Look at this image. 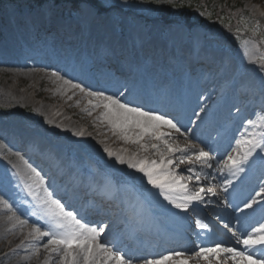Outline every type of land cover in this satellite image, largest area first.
Returning a JSON list of instances; mask_svg holds the SVG:
<instances>
[{
  "label": "rangeland",
  "instance_id": "374dc122",
  "mask_svg": "<svg viewBox=\"0 0 264 264\" xmlns=\"http://www.w3.org/2000/svg\"><path fill=\"white\" fill-rule=\"evenodd\" d=\"M105 2V0H103ZM233 3H237L238 1H244V0H230ZM108 3H110L111 6L106 11H100L97 7L93 6L92 4L85 2L80 5V7L77 10H72L70 5H50V9L48 8H38L35 7L36 4H33L32 2L28 0H1L0 1V62L7 63L10 61V53L16 52V54L19 56V63H21L22 68L29 69V67H34L35 69H42V66H34L35 60H41L40 62L45 66H47L48 69H50L52 72L55 71L58 67H60L59 62L51 63L49 61H46L43 59V56L40 55V53H44L48 47L45 49L41 48V45L45 42V37L40 41V47L36 50L33 48L34 43L32 42L34 35L31 36V29L29 26H25L22 22L24 19H28L29 15L35 20L34 26L32 27L33 31L35 32L38 28L42 27L43 22L40 20L39 17V11L45 10L48 12L49 15L52 16V21L61 24V20L64 19V17L67 14H72L75 16V18L79 17H86L84 16V12H91L93 22L90 26L94 27L93 33V41L97 38V40L102 39L104 37V33H107L106 35H111L113 39H116L117 34L119 32H124L126 36L131 35V32H137L140 28L142 29V35L147 38L149 36V40L152 41L151 44H153V48L155 44L160 43L159 40H165L170 41V39L167 36V32H169L173 28L179 29V34L177 38H175L174 45L178 46L182 43V40L185 38V43H189V48L186 50L188 52H192V48L194 49V43L197 39L201 40V42L204 44L205 48L208 49L211 53H218L217 50H222L221 53L226 55V58L235 57L238 59V65L234 68L233 76L230 78L224 77L222 81H219L217 83H221L216 86H210L208 84L206 87H200V83H193L197 82L199 79L198 75L191 74L193 71L198 72L200 71V66L196 67L194 63H189L187 60L186 55L179 59L176 63L173 58L174 65L171 67V69L167 72L169 76L171 75L170 83H168L165 87V90L163 91V94H161V97L168 96L170 98H173L172 95H170L172 90L173 82H177L176 77L178 76L179 79H181V82L186 83V92L189 95V101H191V104L188 105L185 101H181L183 106L192 107L196 101L203 102L206 101V104H203L202 107L205 108L206 113H214V110L216 109V105L219 107L222 103V108L226 109L227 112L224 113L222 117L229 116L231 113L237 111L239 108L238 104L231 105L230 103L236 100V102L243 107V112H240L241 110L238 109L239 112H237L238 117L241 115L240 118L245 117L246 110L245 105H250L251 103L255 102V98L253 97L251 101H248V97H243L242 93L245 94V91L250 87L248 79L242 83V80H238L236 77L243 72V74H246L248 71H255L260 74V79L262 81L261 84H263L264 87V74H262V70L260 69V60L259 58L263 56L262 48L259 44V40L256 36H259V33L257 32V26L258 23L255 21V18L257 17H264V0H260L258 2H254V0H248L246 2V9L249 11L248 16H245L240 23L243 35H245V39L242 41L241 47L236 50L235 48L231 47L229 44L225 43V41L222 39L223 34L221 31L220 25H217L216 23H213L211 21V15L208 13H205L203 10L199 8H195L194 13L191 15L192 20H190L191 23L195 24V27L190 32L188 31V27L186 25L185 18H181V13L186 12L179 11L178 7H181L183 4L185 5V2H178L177 0H162L161 3H157V0H127L126 6L121 2V0H107ZM35 5L34 7L32 6ZM91 5V7L89 6ZM171 5V6H170ZM187 6H191V3H186ZM262 6V11H255V9L258 10L260 6ZM164 7L166 8L164 10ZM43 9V10H42ZM162 11L176 14L175 21H172L170 24L169 22L161 18L159 15ZM179 11V12H178ZM137 13H141L143 15L137 16ZM87 21H89L87 19ZM49 25V24H47ZM154 28V33H152V29ZM162 29H165L163 32ZM87 30V29H86ZM87 32V31H86ZM52 34V33H51ZM42 35H46V32L42 33ZM55 35V34H54ZM170 35V33H168ZM39 38L42 36L38 35ZM155 38H152L154 37ZM65 40L62 41L60 39V36L57 35V37L53 38V42L51 43V53H55L57 55L66 56L67 49L70 46L76 45L75 50L80 49L79 45L72 42L70 40V35H67L66 37H63ZM173 39V38H171ZM105 41L104 39H102ZM110 41V40H109ZM74 43V44H73ZM112 43V40H111ZM247 44H249L254 53L251 56L250 60L248 62H241V56L245 53L244 50L245 47L247 48ZM193 46V47H191ZM157 48V47H156ZM166 48V47H165ZM186 48V47H185ZM196 48V46H195ZM202 46L200 47V49ZM31 49H34V53L31 52V54H28V51ZM150 50V49H148ZM88 50H82L83 61L81 63L80 72L82 74L86 75V79L89 82H92L93 79H98L101 83L102 76L99 74L97 77L92 78L95 76V72L92 68L88 67V64L92 62V60H95V53L90 55L87 52ZM156 51V50H155ZM118 54H122V50L118 51ZM28 54V57H27ZM156 54H158L156 52ZM86 55V56H85ZM115 55V54H114ZM113 55V48L109 50V53L107 54L108 57H114ZM136 55V53H135ZM228 55V56H227ZM134 54H132L131 57H133ZM160 59L157 61L156 65L154 67L147 66L143 67V72H141L140 76L137 78L135 75V71L137 72L138 67H141L140 61H136V63H133L132 66H128L125 70L128 72L130 69H132V73L128 77H124L123 82L129 83V86L131 87L135 83H138L134 91H141L142 86L146 88H153L158 86V84L164 80L163 73L166 72V69L164 67L165 63L163 62L164 59L163 56H167V51L164 50V47L161 49L160 52ZM136 57V56H135ZM115 58V57H114ZM179 58V57H178ZM177 59V57H176ZM128 58H121V62H126ZM255 61V62H252ZM150 63V62H147ZM202 66V64H201ZM44 67V66H43ZM46 68V67H45ZM230 68V67H229ZM182 71L179 75L176 76L177 71ZM126 72V73H127ZM159 73V78H153V76L156 73ZM79 73V72H78ZM114 73H116L114 71ZM208 74V72H206ZM33 77L29 76L26 72L17 74L14 70L7 69L2 70L0 72V83H3L2 87H7L11 89H17L18 92H23L27 90V93H32L34 90L39 89L40 82L47 83L44 84L42 87H44L45 91L43 94L36 96L34 98L33 103L29 104V102H19L17 100L13 99H7L0 95V109H6V110H28L29 112H26L24 114H18V115H3L0 113V191L4 193L9 202L17 201V203L20 204L21 207L25 206L26 209L30 210L31 212L36 211L34 208V204H32L31 197H29L23 187L22 182L20 179L15 175L14 171L12 170V166L14 165V158H8L9 155H13L14 153H18L15 149V146L19 147L20 143L24 139L26 140L27 134H17V132L13 129L11 125H18L20 128L24 130H28L29 127L32 129H35L37 131H41L51 137L55 143L59 145V152L53 151L50 148H47L46 152L49 153L50 156L54 158V162L58 163L62 161L63 158L67 159L68 164H72L74 168L79 167L81 170L85 171H91L89 173L83 174L84 177L86 176H98L103 173H106L105 170L109 172H113L110 174H115L120 182L125 183L123 185L122 189L116 188L115 186L113 189L116 192L125 190V193L129 197H134V195H137L140 193L146 194V198L151 199V192L152 190L150 188L146 189L142 184L138 177H136L133 173V169L126 167H118V166H110L106 160L104 159L102 153H96L92 152L91 155H88L87 157L82 156L80 153L81 150V144L73 142V133L62 129L61 127L54 126L53 124H50L49 115L47 116L45 112H43L41 109H39L36 104L41 103L43 100L49 101L53 96H55V91L52 89H56L57 86L54 84V80L52 76L46 72H41L38 74V76L35 77V79H32ZM206 76L204 74H201V80H205ZM235 80L237 81L235 83ZM180 81V80H179ZM246 83V85H245ZM100 84V83H99ZM175 84V83H174ZM196 84V87H195ZM245 85V86H244ZM259 85V86H260ZM128 86V87H129ZM258 86V87H259ZM123 95L121 97H124L125 91H122ZM204 92H207L205 95H203ZM169 94V95H168ZM177 95V99L180 100V94L175 93ZM160 97V96H159ZM227 103L225 104V102ZM138 103H134V105H137ZM72 102H68L67 106H71ZM192 105V106H191ZM164 106L157 105L155 109L157 108H163ZM235 109V110H234ZM184 114H180V118L183 120V122L177 120V122L182 126L183 124H187L188 131L191 132H199L201 135L200 137H205L207 132L203 133L202 130L199 128V121L197 120L193 115L190 116L189 121L186 119L187 111L185 110L183 112ZM259 117L261 115H264V105L259 104V107L255 110V112ZM186 114V115H185ZM67 118L73 119L71 114L66 115ZM215 119L219 118V115H214ZM249 120V119H248ZM76 123L78 125H81V128H87L88 127V120L83 119L81 116L80 120L76 119ZM236 121L235 118H228V120H225L223 123H219L220 129L224 128L229 131V135L224 137V141L229 140L230 148L228 147V155H234L235 151L237 149V141L241 140L243 138L242 132H240L239 129L242 130L243 125L239 127H233L232 123ZM182 123V124H181ZM95 122V128L98 129L99 126H97ZM212 126V124H211ZM199 128V129H198ZM219 138V141L222 140V137L216 136L211 141L212 144H217L219 141L215 142L216 139ZM194 140V139H193ZM181 147H185L186 145L184 142L178 143ZM194 144H200L197 139L194 140ZM15 145V146H14ZM29 145H32V143L27 142L25 146H23V150L20 152L23 157H25L26 161L31 164L33 167L37 168V170H40L42 175L45 176L46 179L49 181V185L52 189L56 190L55 187L57 184L59 186H62L63 178L60 171L56 168L55 163H52L48 160L47 155L45 154L43 159L37 160L35 156L30 155L28 157L27 153L29 152ZM205 151H208L210 155L213 157V159L210 161V163L213 166H216V155L218 153L219 149L210 148V146L204 147ZM39 150V149H38ZM64 154H67L65 156ZM226 153L222 154L218 159L222 160L225 158ZM84 157V158H82ZM29 158L33 161L32 163L29 162ZM61 160V161H60ZM76 160L79 162L77 164ZM227 158L222 161L223 165L226 162ZM256 160V159H255ZM218 162V161H217ZM262 161L258 159L254 164L251 165L249 169H260L261 167H264V165H261ZM264 164V162H263ZM218 166V165H217ZM190 165L181 164L178 169H188ZM196 171L195 173H188L187 176H192V179L190 181H194L197 175L200 176V180L205 177L204 170L206 169V165H202V163L197 162L195 164ZM207 167V168H212ZM224 167V166H223ZM248 168H246L247 170ZM248 169V172H249ZM245 170V171H246ZM241 174L239 175V177ZM252 176V171L250 170V177ZM247 177V176H246ZM249 177V179H250ZM109 177L106 178V180ZM235 178L233 180L238 182L237 184V191L238 194L241 196H246L245 198H249L250 196L254 195L256 191L259 190L260 186H264V179L260 183L261 185H257L255 187H252L246 191V188L248 186H252V181H249V183L245 186L240 184V178ZM243 178V177H242ZM253 179H255L253 177ZM254 181V180H253ZM112 183V181H109ZM57 183V184H56ZM68 186V183H66ZM207 186V185H205ZM202 186V187H205ZM212 188V187H209ZM213 189H217L219 191V186L215 185ZM61 192H65L66 189L62 188L60 189ZM56 190L55 193L61 192ZM73 191V188H72ZM236 192V191H235ZM66 198L63 200V202L68 203L70 199L67 198V194H70V190L66 193ZM238 196V195H237ZM6 199V198H5ZM67 205V204H66ZM264 211V208L261 207V211ZM0 211H3L1 209ZM2 214H6L4 211ZM40 221H44L39 215H36ZM108 230L110 229L109 224ZM196 225V223H195ZM124 230V228H123ZM106 231V230H105ZM202 244H197L198 246H201ZM156 247V246H154ZM145 251V250H144ZM140 250V252L137 254L139 257H149V251L145 252ZM22 254V253H21ZM20 254V256H21ZM23 254H27V252H23ZM1 255V254H0ZM1 257V256H0ZM153 257V256H152ZM19 257L16 256V260H18ZM13 259H1L0 264H9L11 263Z\"/></svg>",
  "mask_w": 264,
  "mask_h": 264
},
{
  "label": "snow or ice",
  "instance_id": "6c2138e0",
  "mask_svg": "<svg viewBox=\"0 0 264 264\" xmlns=\"http://www.w3.org/2000/svg\"><path fill=\"white\" fill-rule=\"evenodd\" d=\"M121 2L126 6L127 0ZM161 2L162 0H157V3ZM104 6L113 5L105 0ZM259 60L260 69L264 74V56ZM51 75L69 90H79L87 97H91L89 104L93 110L103 109L98 119L106 122L113 134L119 135L127 143L138 145L144 153L154 151L158 159L140 156L139 153L125 155L105 147L104 151L109 157H114L120 165H127L128 168L142 173L147 183L158 189L164 199L174 204L177 209L187 212L193 202L204 200L202 194L205 193V188L190 189L188 181L192 176L185 177L178 174L177 170L180 164H188L190 167L187 171L195 173L197 162L212 167L210 161L213 157L204 147L192 143L181 147L174 139L170 142L173 132L187 139L188 129L182 132V126L166 114L124 102L120 98L123 92L108 95L103 91H91L80 83L66 79L59 71H53ZM201 113L207 115L204 107H200L194 113L197 120H201ZM75 135L83 136L84 133L76 132ZM242 135L243 138L237 141L235 154L228 155L224 165V170L236 178L256 162L254 157L264 161V115L255 120L249 119ZM177 153L181 154L178 161L174 158ZM20 160L26 165L27 171L21 174L18 170L16 175L27 195L35 202L36 211H33L32 215H39L45 221L43 226L33 224L28 232L27 239L30 245L27 246L31 247L28 259L38 257L43 249L47 253L43 264H192L193 261L199 264L201 260L205 264H228V261L232 264H264V222L242 232L236 238L235 246H225L222 242H216L212 246H198L192 252L169 251L153 258L139 257L115 248L106 240L101 242V237L108 228L107 224L93 225L86 222L75 209L66 206L65 202L56 196L55 190L50 187L48 179L40 170L23 157H20ZM195 178L199 184L200 176L197 175ZM232 184L233 179L226 178L224 192H227ZM207 192L213 196L217 195L213 188H208ZM177 193L181 195L177 197ZM223 202L228 203L227 200ZM258 204L264 208V186H260L239 210L252 209ZM0 208L7 214L6 222L11 225L8 228L9 232L22 231L29 224L27 219L17 215V209L3 196H0ZM197 224L202 229L209 228L208 224L200 221H197ZM224 227L228 228V224H224ZM233 235L235 236V232ZM44 238H47L46 242L40 243ZM33 240L36 241L35 244L31 243ZM21 246L27 247L24 241L18 245Z\"/></svg>",
  "mask_w": 264,
  "mask_h": 264
},
{
  "label": "bare ground",
  "instance_id": "6f19581e",
  "mask_svg": "<svg viewBox=\"0 0 264 264\" xmlns=\"http://www.w3.org/2000/svg\"><path fill=\"white\" fill-rule=\"evenodd\" d=\"M261 9H259L258 11L261 12L262 11V6L260 7ZM43 15V14H42ZM87 15L89 16V18L91 19L90 21V25L93 23V19H92V14L91 12H87ZM79 27V26H78ZM94 30L93 26H88L87 32H82L79 36V38L77 39V44L79 45L81 42H83L84 40H86V47H90L92 42V37H93V33L92 31ZM178 29H173L171 31V33L175 36H178ZM154 33V32H153ZM107 33H104V37L106 39H110V37L108 35H106ZM104 38V40H105ZM155 38V36H154ZM196 42H198V39L196 40ZM110 41L108 40L107 43L104 45L106 48H108ZM161 47L165 46V42L161 41L160 43ZM189 43H183L182 44V52H181V57L183 58L186 55V49L189 48ZM126 46L125 41H121L120 43H118L117 47H124ZM132 46H134V43L132 44ZM144 46L148 47L149 46V40L146 41V43L144 44ZM196 46V44H195ZM194 46V48H195ZM186 47V48H185ZM192 47V46H191ZM27 50V49H26ZM81 50V48H80ZM254 51L252 49V47L249 45L247 46V52H245L243 54V59L245 61H249L251 56L253 55ZM125 54H127V52H125ZM68 56H71V58L69 57H62V56H52L51 54H48V58L53 59L54 57H58V58H54L55 60L59 61L61 66L57 69V71L60 72V74L62 76H64L66 79H70L73 81V83H80L82 84V86H84L85 88L91 90V91H103L105 92V94L108 95H115L118 93H121L122 91H125V95L124 97H120L124 102H129L131 103V101L137 100L138 97H142L143 95L140 94H135L134 92V88L137 85V83L134 84V86L132 88H129V83H122L120 82L119 79H114L112 82L113 83H104L103 85L99 86V85H93L92 87L87 86L86 83H82L79 82V77L75 76L76 73L79 72V66L76 64L77 62H81L82 60V54L80 53V51H74V49H70V53ZM156 58H154V57ZM215 59L218 58V63L215 62V65L213 66V69L211 71V73L209 74V76L206 77V80L204 81V83L202 81H200V87H206L208 84H210V86H216L219 85L221 83H217L219 81H222V79L224 77H228L230 78L231 76H233V71L234 68L238 65V60L236 58H223L220 55H214ZM159 57V55L155 56L154 54L152 55V53H147L146 55V61L144 63V67L147 66L149 68V66L154 67V65H156L157 63V58ZM173 56L171 55L170 58L164 60L163 62L165 63L164 67L166 69V72L163 73V77L164 80H162L158 86L156 88H158L156 91L155 90H151V91H146V94H144V97L148 98V99H156L157 96H161L163 90L166 88L165 86L170 82L171 79V75L169 76V74L167 73L171 67L174 65V62L176 63L177 61L173 62V59H171ZM135 59V57L133 58ZM136 60V59H135ZM135 60L133 62H135ZM150 62V63H147ZM152 63L154 65H152ZM35 65H42L39 62H36ZM34 65V66H35ZM230 67V68H229ZM11 69L14 70L17 74L19 73H23L26 72L27 74H29V76L33 77L32 79L34 80L36 76H38V74L41 73V69H35L34 67H29V69H24L21 66V63H19V56L16 54V52H11L10 53V61L7 63L4 62H0V72L2 70H7V69ZM222 69V71L220 72V74L218 75V70ZM46 73L51 75V71L46 70ZM52 76V75H51ZM54 80V84L57 86L56 89H52L55 91V96H53L49 101H45L43 100L41 103L36 104V106L41 109L43 112H45V114L48 116L49 115V120L51 121L50 124H53L54 126L57 127H61L64 130H67L71 133H73V142L79 143L81 144V150L80 153L82 154V156L87 157L88 155H91L92 152H96V153H102L104 159L106 160V162L110 165V166H124L126 167L127 165H120L114 157H109L108 154L104 151L105 147H108L109 149L113 150L114 152L117 153H121V154H125V155H131L134 153H139L140 156H148L151 159H158V156H156V154L154 153V151L149 150V152L144 153L138 145H134L131 143H127L124 140H122L119 135L117 134H113V132L110 129V126L106 123V122H102L101 120H99L98 118L101 116L103 109L102 108H98L93 110L92 109V105L89 104V99H92L91 97H87L85 94L79 92V90H69L66 86H64L62 84L61 81L56 80L54 77H52ZM153 78H159V73L157 72ZM252 78V80H251ZM238 80H242V83H244L247 79L250 81V86L251 89L246 90L245 91V96L248 98H252L253 95L256 93L257 91V86L259 83L258 80V76L256 73L254 72H247L246 74H240L237 77ZM181 81V79H180ZM237 81L235 80V83ZM46 85L47 83H42L40 82L39 84V89L34 90L32 93H27L28 91L25 90L23 92H18V87L17 89H11V88H7V87H2L3 83H0V95L4 98L7 99H13V100H17L19 102H29V104L33 103L34 98L36 96H39L41 94H43V92L45 91L44 87H42L43 85ZM246 85V83H245ZM244 85V86H245ZM129 86V87H128ZM196 87V84H195ZM186 83H176L173 87V91L172 94L175 93H179L181 95V101H187L189 100L188 95H186ZM206 92L203 93V95H205ZM175 100V99H174ZM173 102L175 103V100ZM200 101V100H199ZM248 101H251L250 99H248ZM68 102H72L71 106H67ZM259 104L264 105V90L259 94V96L256 99L255 103H252V110L251 112H246L249 113V117H251V119L255 120L259 117V115H257L256 113H253V108L255 110V107H259ZM176 105L181 109L182 105L180 103L179 100L176 101ZM196 105L198 106L195 111L199 110V107L201 106V102H197ZM152 109V108H151ZM241 109V107L239 108ZM146 110V109H145ZM91 111V115H89V112ZM67 114H71L73 119H69L66 117ZM81 116L83 117V119H87L88 120V127L85 128H81V125H78V123H76V119L80 120ZM233 116V114H232ZM238 121V118L236 119ZM95 122L96 124H98L97 126H99L98 129L95 128ZM243 125L242 127V133L244 134L245 128L247 127V124H241ZM12 126L13 129L17 132V134H27V138L24 142H22V145L25 146L27 144V141H29V143H32V147L34 148H42V149H47L50 148L53 151L59 152V145L57 143H55V141H53V139L51 137H49L48 135H46L45 133L41 132V131H37L35 129H32L29 127L28 130H24L22 128H20L18 125H9ZM183 129H185V127H182V132L184 131ZM220 130H214L212 131V133H210L207 137V139L202 140L200 139V134L199 132H189L188 131V136L187 139L177 133H172V136L170 137V142L171 140H175L176 143H182V142H186V144L188 143H192L193 141L191 140L190 136L194 139L200 140L201 141V145H198L199 147H203L204 145H207L209 143L210 138L214 137ZM76 132H83L84 135L83 136H77L75 135ZM222 132V131H221ZM223 137L226 136L227 133L222 132ZM181 137V138H180ZM23 146H20V148L15 147L16 151L18 153H14L13 155H9L8 158H14L13 162L14 165H16V167L14 168L12 166V170L14 171L15 175L17 173V171L19 170V172L21 174H25L27 169H26V165L23 163V161L20 160V157H23L22 154L20 153V149L23 150ZM212 148L215 149V147L212 146ZM124 150H127L126 152ZM180 153H177L175 155V159H177V161L180 158ZM220 157V154L218 155V157H216V159H218ZM24 160L25 157H23ZM84 158V157H82ZM52 159L54 160V158L52 157ZM52 160V161H53ZM29 162L32 163L31 159L29 158ZM54 162V161H53ZM79 161L76 160L77 164ZM217 163V161H216ZM188 165V164H186ZM216 165H218L219 167H221V164L218 162ZM58 170L60 171V173L62 175H64V177H68L70 178V171H72V165H69L67 162V159H63L61 162H58ZM264 170V168H263ZM178 174L180 175H184L185 173L188 172H183L181 170H177ZM207 173H211V169H207L206 170ZM133 173L136 176H139L142 179V185L145 187H150L152 189L151 192V199L147 200L146 203L147 204H151V201H153V207H152V211H151V207L147 209L144 207L140 208V212L142 214V218L145 217L146 213H149L151 211V216L153 217H160L162 219L163 225L162 226H157L158 229L162 230L160 233L165 234L166 232L164 231H170L171 227H176L178 226L177 220L176 218L173 217V215L176 216H180V217H186L188 216V212H185L181 209H177L175 208L174 204L170 203L168 200L164 199V196L160 193V191L158 189L153 188L151 185H149L147 183V179L146 177L143 176L142 173L136 172L133 169ZM246 174V173H245ZM17 176V175H16ZM221 176H224L221 174ZM18 177V176H17ZM230 177V176H229ZM209 178V176L207 175L205 178H203L199 184H197L196 181H193L189 184V188L190 189H195V190H199V188L203 185V183L205 181H207ZM264 178V171L261 174V178L258 179V182ZM73 181H77L80 182V180H78L77 177H75V179ZM93 183V180H91ZM94 181L96 182V184H94V186L92 187V184H89V188L88 190H93L97 192V188L99 189L100 186H103L102 184H106L103 181V178H100L98 176L94 177ZM249 182V178H247V181ZM254 186H256L257 184L254 183ZM121 194H116L113 193L112 191L109 190V187H107V189H102L100 188V191H98V196L101 195H107L109 197V199L112 200L111 203H109L107 205V212H111L112 206L114 205V203H117L116 206L119 207L116 210V213L118 214H114V215H120V217H122L123 215L126 216H130L132 214V212L134 211V205L137 202H143L144 201V197L143 196H139L138 200H135L131 197H129L126 193L121 192ZM176 195H181L180 193H177ZM0 196H3L4 198L8 199L7 196L2 193L0 191ZM9 200V199H8ZM10 203L13 204V207L15 209H17V215H20L22 219H27L29 221V224L23 228V230H16L13 232H9L8 228L11 227L10 224H8L6 222V215L7 214H2V212L4 211H0V260L1 259H13L11 261V263L9 264H43L45 257L47 256V253L44 252L43 249H41V252L39 254L38 257L36 258H32V259H28L27 257H29L31 255V247L27 246L30 245V242L27 239L28 236V232L30 230V228L32 227L33 224H40L41 226L44 225L45 221H40L38 219V217L36 215H32V212L28 209L25 208V206L21 207L19 203H17V201H13ZM35 202L33 201L32 204H34ZM237 204H239V202H237ZM85 205H95V202L92 201L90 198H87ZM66 206H70V203ZM2 208H0L1 210ZM254 209V208H252ZM94 212H96V210H93ZM249 210L245 211L244 213H242L240 215L241 217H244L246 214H248ZM113 214V213H112ZM81 216V214H80ZM91 222V221H90ZM250 226H252V224H250ZM142 227H145L146 229H150L152 226L151 224L148 222L146 224H143ZM164 230V231H163ZM246 231V230H245ZM201 234V233H200ZM47 238H44L43 241H40V243L46 242ZM21 241H24V244L27 246H21L18 247V245H21ZM105 239L102 238L101 242H104ZM170 242V241H169ZM169 242L165 243L163 241V243L165 244V247H169L170 251H177L176 250V245H170ZM32 244H35L36 241L33 240L31 241ZM213 241L206 238L203 242L201 246H212ZM117 248V247H115ZM197 245H195L193 243L192 247H191V252L196 250ZM160 250V251H159ZM158 253L163 254L164 253V249L162 248V245H160V247L158 248ZM178 251H185L183 250V247L181 248V250ZM23 252H27V254H23ZM22 253V254H21ZM21 254V256H20ZM16 256L19 257L18 260H16ZM193 264H196V261L192 262ZM199 264H205V262L203 260L199 261ZM228 264H232L231 261H228Z\"/></svg>",
  "mask_w": 264,
  "mask_h": 264
},
{
  "label": "trees",
  "instance_id": "16d2710c",
  "mask_svg": "<svg viewBox=\"0 0 264 264\" xmlns=\"http://www.w3.org/2000/svg\"><path fill=\"white\" fill-rule=\"evenodd\" d=\"M222 5H224V1H223V0H222L221 3H219V4L217 5V7L220 8Z\"/></svg>",
  "mask_w": 264,
  "mask_h": 264
}]
</instances>
